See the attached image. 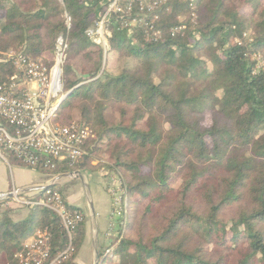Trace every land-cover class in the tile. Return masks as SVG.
<instances>
[{"label": "trees", "instance_id": "obj_1", "mask_svg": "<svg viewBox=\"0 0 264 264\" xmlns=\"http://www.w3.org/2000/svg\"><path fill=\"white\" fill-rule=\"evenodd\" d=\"M112 1L0 0V87L22 91H9L19 84L9 54L51 68L61 42L68 95L52 120L92 133L76 166L35 170L117 174L125 222L98 264H264V0L170 2L156 14V41L111 15L107 50L86 32ZM104 49L105 60L114 52L132 64L108 72ZM69 208L82 221L73 252L55 264H76L86 236L82 210ZM10 211L0 213V264H17L41 229L50 258L64 250L54 213L37 206L13 221Z\"/></svg>", "mask_w": 264, "mask_h": 264}, {"label": "built area", "instance_id": "obj_2", "mask_svg": "<svg viewBox=\"0 0 264 264\" xmlns=\"http://www.w3.org/2000/svg\"><path fill=\"white\" fill-rule=\"evenodd\" d=\"M186 0H113L104 14L87 30L88 37L99 40L105 48L110 31L106 24L111 15H115L121 26L128 32L135 27L142 28L146 36L156 41L160 34L154 28L156 14L170 2ZM190 5L192 0H190ZM192 6V5H191ZM184 25L172 29V35L182 31ZM104 40V42H103ZM66 46L59 42L54 64L47 68L38 61H31L22 54L11 53L8 58L13 60L17 71L14 81L8 88L13 92L17 87L22 91L19 97H13L0 87V157L2 151L7 152L25 166L53 170L55 165L65 163L70 167L76 166L85 155V143L91 137V130L77 123L62 125L52 120L56 100L60 88V66ZM30 85L32 89L27 86ZM64 174H59L61 176ZM22 192L14 190L11 194L13 201L26 208L42 207L54 213L64 230L67 239L66 246L54 259L50 258V233L47 229L37 230L29 238L21 252L14 255L17 264H55L65 260L73 252V232L76 225L82 221V215L75 209H70L61 194L48 186L41 198L35 201L19 200ZM120 199H113L110 212L109 228L122 224L123 210ZM106 235H109L106 233Z\"/></svg>", "mask_w": 264, "mask_h": 264}, {"label": "rangeland", "instance_id": "obj_3", "mask_svg": "<svg viewBox=\"0 0 264 264\" xmlns=\"http://www.w3.org/2000/svg\"><path fill=\"white\" fill-rule=\"evenodd\" d=\"M105 49L108 50V46H106ZM105 49H104L103 66L108 72H111L112 74H116L119 69L120 64L121 65H131L132 64L130 60L119 59V61H117L116 54L114 52L107 54V58L105 60ZM64 95L65 94L60 92L56 100V103L60 101ZM205 124L207 125L209 124L208 118L205 120ZM1 154H2V157L5 159V161L7 160L10 164L13 163V160L10 157V154H8L5 151H2ZM92 165H96V162H93ZM16 167L28 168L24 165H18ZM31 170L34 172L33 174L34 176H36L37 181H39L38 178L40 176L42 177L44 182H47L58 176L57 175L51 178L49 175H46L45 173H42L40 171H37L35 169H31ZM74 172L77 173V171H74ZM74 172H71V173H74ZM80 173H82L83 176L87 175V177H89V191L86 190L85 200L87 201L88 194H89L91 198V203H92L95 217L90 215L89 208H85L84 212L82 210V213L86 215L85 216L86 218L85 232H87V237H88L87 238L88 242L86 243V245L89 243V247L85 245L82 248L80 247L81 250L78 251V253L76 254L75 263L76 264H93L94 251L96 249L95 247L98 248L99 253L101 255H104V253H106L110 249L109 243L113 242L115 234H116V233L113 234L115 226L112 229L109 228V224L112 223L110 219V212L113 206V199L115 198L118 200L120 199V206H122L121 208L123 210V213L121 215L122 217L121 220L123 221H122L121 229L123 228L124 222H125V216H124L125 203H124L123 195H122L123 192L120 189V182L115 172H112L108 170L107 168L100 166L96 168L95 170H92L91 172L81 171ZM67 174H70V173H67ZM36 179L34 181H36ZM85 184L87 188L88 184L86 182ZM73 185H77V176H70V177L59 179L51 187L52 189L57 190L61 194L62 198L68 205L69 203H68L66 195L68 197H71L72 195L71 189ZM76 189H77V186H76ZM43 194H44V189L35 190V191H30V192L19 194L18 199L19 200L26 199V200L35 201L38 198H41ZM69 194L71 195L69 196ZM3 201H4V198L3 200H0V203ZM3 205H5V207H0V213L2 212V210L10 209V208H17L18 206L22 207L21 209L23 210L30 211L29 208H26L20 204L17 206L16 202L13 203L12 205H9V203H7L6 201V203L4 202ZM87 206H88V202H87ZM95 221H96L97 226L95 224ZM97 227H98L99 232L97 230ZM103 230H105L104 237L101 235ZM106 233H108L109 235H106ZM98 238H99V242H98Z\"/></svg>", "mask_w": 264, "mask_h": 264}, {"label": "crops", "instance_id": "obj_4", "mask_svg": "<svg viewBox=\"0 0 264 264\" xmlns=\"http://www.w3.org/2000/svg\"><path fill=\"white\" fill-rule=\"evenodd\" d=\"M29 87L30 85L27 86V88ZM30 88L32 89V87ZM77 172H78L77 185L72 186V189H71L72 195L69 194V196L71 195V197H68L67 195L66 197H67L69 206L76 207L78 209L83 210L84 212L85 208H89V205L87 206V201L85 200L87 188L89 191V177H87V175L83 176V174L80 173V171H77ZM33 173L34 172L31 169L12 166L9 164L7 160L5 161V159L0 158V195L6 196L4 198L5 203L6 201L7 203H9V205H12L13 203H15V201H13L14 200L13 197L11 195H8V194H12L14 190L20 191L22 193H26L30 191L39 190L38 189L39 187H43L50 182V180L47 182H44L41 176L38 178L39 181H37L36 176H34ZM35 179L36 181H34ZM84 181L88 184L87 188L85 186L86 184ZM76 186H77V189H76ZM18 205L19 204H17V206ZM0 207H5V205L1 204ZM21 208L22 207L20 206H18L17 208H10L11 211L9 213V216L13 221L22 220L28 216L29 211L23 210ZM89 212H90V208H89ZM95 224H96V221H95ZM97 230H98V227H97ZM101 235L104 237L105 230L102 231ZM87 238L88 237H87V232H86V236L83 241L84 244L82 243L81 248L84 245L89 247V243L86 245V243L88 242ZM98 242H99V238H98ZM81 248L79 249V251L81 250Z\"/></svg>", "mask_w": 264, "mask_h": 264}, {"label": "water", "instance_id": "obj_5", "mask_svg": "<svg viewBox=\"0 0 264 264\" xmlns=\"http://www.w3.org/2000/svg\"><path fill=\"white\" fill-rule=\"evenodd\" d=\"M92 41L94 42L95 40L92 38ZM67 95H68V93L65 94L61 98V100L57 104L55 110L57 109V107L59 106V104L62 103V101H64V99L66 98ZM77 174H78V172L77 173L74 172V173H70V174H64V175H61V176H57L54 179H51L50 182L47 185H45L43 187H39L38 189L39 190H43V189H45L48 186H53L56 183V181L59 180V179H62V178H65V177H70V176H77ZM87 190H88V188H87ZM8 195H11V194H8ZM5 197L6 196H4V195H0V200H3V198H5ZM87 202H88V205H89V208H90V215L94 217L95 215H94V212H93V207H92L91 198H90V195L89 194H88ZM95 248L96 249L94 251L93 264H98V260H99V250H98L97 247H95Z\"/></svg>", "mask_w": 264, "mask_h": 264}]
</instances>
